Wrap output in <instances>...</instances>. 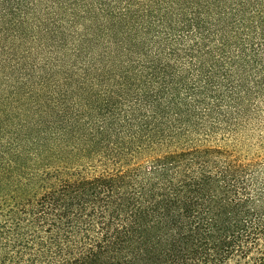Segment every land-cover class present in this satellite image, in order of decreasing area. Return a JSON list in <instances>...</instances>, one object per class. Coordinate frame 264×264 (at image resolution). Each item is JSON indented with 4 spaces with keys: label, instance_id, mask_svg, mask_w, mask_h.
Returning <instances> with one entry per match:
<instances>
[{
    "label": "trees",
    "instance_id": "1",
    "mask_svg": "<svg viewBox=\"0 0 264 264\" xmlns=\"http://www.w3.org/2000/svg\"><path fill=\"white\" fill-rule=\"evenodd\" d=\"M264 0H0V264H264Z\"/></svg>",
    "mask_w": 264,
    "mask_h": 264
},
{
    "label": "rangeland",
    "instance_id": "2",
    "mask_svg": "<svg viewBox=\"0 0 264 264\" xmlns=\"http://www.w3.org/2000/svg\"><path fill=\"white\" fill-rule=\"evenodd\" d=\"M258 138H252L251 141L244 142L242 144L233 143V141H227L225 139L214 140L213 144L222 146H228L233 149L238 155L245 158L263 157L264 158V144L258 142Z\"/></svg>",
    "mask_w": 264,
    "mask_h": 264
}]
</instances>
